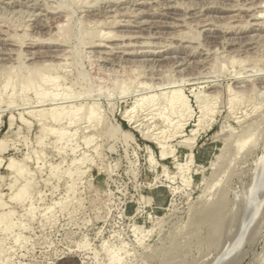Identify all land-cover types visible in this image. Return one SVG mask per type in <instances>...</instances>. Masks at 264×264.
<instances>
[{"label": "rangeland", "instance_id": "rangeland-1", "mask_svg": "<svg viewBox=\"0 0 264 264\" xmlns=\"http://www.w3.org/2000/svg\"><path fill=\"white\" fill-rule=\"evenodd\" d=\"M174 1L0 0V264H264V0Z\"/></svg>", "mask_w": 264, "mask_h": 264}, {"label": "bare ground", "instance_id": "bare-ground-1", "mask_svg": "<svg viewBox=\"0 0 264 264\" xmlns=\"http://www.w3.org/2000/svg\"><path fill=\"white\" fill-rule=\"evenodd\" d=\"M36 2V1H35ZM129 2V1H128ZM141 2V1H140ZM174 2H176V0L174 1ZM178 2V1H177ZM180 2V1H179ZM190 2V1H189ZM192 2V1H191ZM18 3V2H17ZM144 3V2H143ZM183 3V2H182ZM181 3V4H182ZM185 3V2H184ZM193 3V2H192ZM33 4V3H32ZM127 4V3H126ZM160 4V3H159ZM168 5V4H167ZM166 5V6H167ZM176 5V4H175ZM35 6V5H34ZM49 6V5H48ZM47 6V7H48ZM52 6V5H51ZM55 6V5H54ZM107 6V5H106ZM137 6V5H136ZM194 6V5H193ZM196 6V5H195ZM134 7V6H133ZM189 7V6H188ZM49 8V7H48ZM125 8H127V7H125ZM52 9V8H51ZM61 8H59V10H60ZM107 9V8H106ZM113 9V8H112ZM131 9V8H130ZM54 10V9H53ZM104 10V9H103ZM234 10V9H233ZM27 11H29V10H27ZM44 11H46V10H44ZM49 11V10H48ZM115 11V10H114ZM136 11V10H135ZM51 12V11H50ZM95 12H96V10H95ZM127 12V11H126ZM149 12V11H148ZM158 12V11H157ZM160 12V11H159ZM114 13H117V12H114ZM121 13V12H120ZM163 13V12H162ZM259 13V12H258ZM27 14H29V12H27ZM61 14V13H60ZM128 14V13H127ZM130 14V13H129ZM255 14V13H254ZM45 15V14H44ZM47 15V14H46ZM65 15V14H64ZM111 15V14H110ZM112 15L114 16V14L112 13ZM151 15V14H150ZM257 15V17H262V15L261 14H256ZM255 15V16H256ZM104 16V15H103ZM117 16V15H116ZM166 16V15H165ZM56 17V16H55ZM61 17V16H60ZM66 17V16H65ZM111 17V16H110ZM175 17V16H174ZM37 18V17H36ZM49 18V17H48ZM52 18V17H51ZM59 18V17H58ZM98 18V17H97ZM101 18V17H100ZM47 19V18H46ZM45 19V20H46ZM104 19H106V18H104ZM117 19V18H116ZM121 19V18H120ZM177 19V18H176ZM53 20V19H52ZM64 20H67V19H64ZM115 20V19H114ZM118 20V19H117ZM124 20V19H123ZM38 21V20H37ZM36 21V22H37ZM103 21V20H102ZM113 21V20H112ZM28 22V21H27ZM43 22V21H42ZM51 22V21H50ZM98 22V21H97ZM96 22V23H97ZM106 22V21H105ZM109 22H110V20H109ZM140 22V21H139ZM146 22V21H145ZM39 23V22H38ZM60 23H62V22H60ZM99 23H100V21H99ZM104 23V22H103ZM112 23V22H111ZM134 23V22H133ZM172 23H174V22H172ZM171 23V24H172ZM176 23V22H175ZM25 24V23H24ZM44 24V23H43ZM108 24V23H107ZM112 24H114V23H112ZM116 24V23H115ZM140 24V23H139ZM212 24V23H211ZM27 25V24H26ZM33 25V24H32ZM53 25H55V24H53ZM59 25V24H58ZM101 25V24H100ZM119 25V24H118ZM168 25V24H167ZM175 25H177V24H175ZM108 26V25H107ZM27 27V26H26ZM57 27V26H56ZM63 27H64V25H63ZM63 27H62V29H63ZM141 28V27H140ZM212 28V27H211ZM214 28V27H213ZM56 29V28H55ZM57 29H60V28H57ZM108 30V29H107ZM106 30V31H107ZM101 31V30H100ZM103 31V30H102ZM109 31V30H108ZM1 32V31H0ZM5 32V31H4ZM103 32H105V30L103 31ZM112 32V31H111ZM117 32V31H116ZM5 34V33H4ZM99 34H101V33H99ZM108 34V33H107ZM106 34V35H107ZM137 34V33H136ZM179 34V33H178ZM12 35V34H11ZM14 36H15V34H13ZM21 35V34H20ZM31 35V34H30ZM103 35V34H102ZM105 35V36H106ZM109 35V37H111L109 40H115V38H114V36L113 35H111L110 36V34H108ZM126 35V34H125ZM128 35V34H127ZM130 35H132V34H130ZM138 35V34H137ZM7 36H10V35H7ZM23 36H25V35H23ZM151 36H152V34H151ZM26 37V36H25ZM34 37H36V36H34ZM51 37V36H50ZM100 37H101V35H100ZM108 37V38H109ZM119 37V36H118ZM118 37H116V38H118ZM126 37V36H125ZM17 38V37H16ZM15 38V39H16ZM21 38V36H19V39ZM31 38V37H30ZM102 38V37H101ZM161 38V37H160ZM10 39V38H9ZM18 39V38H17ZM36 39V38H35ZM44 39V38H43ZM55 39V38H54ZM57 39H60V38H57ZM119 39V38H118ZM27 40V39H26ZM48 40H50V39H48ZM101 40V39H100ZM165 40V39H164ZM14 41V40H13ZM43 41H46V40H43ZM8 42V41H7ZM19 42V41H18ZM21 43H22V41H20ZM41 43H42V41H40ZM104 42V41H103ZM124 42V41H123ZM122 42V43H123ZM126 42V41H125ZM136 42V41H135ZM13 43V42H12ZM11 43V44H12ZM145 43V42H144ZM151 43V42H150ZM170 43V42H169ZM23 44V43H22ZM98 44H99V42H98ZM103 45H104V43H102ZM117 44V43H116ZM115 44V45H116ZM119 44V43H118ZM126 44V43H125ZM136 44V43H135ZM159 44V43H158ZM64 45V44H63ZM103 45H102V47H103ZM111 45V44H110ZM127 45V44H126ZM140 45V44H139ZM163 45V44H162ZM165 45H166V43H165ZM23 46V45H22ZM62 46V45H61ZM94 46V45H93ZM100 46V45H99ZM105 46V45H104ZM146 46V45H145ZM156 46H157V44H156ZM160 46V45H159ZM107 47V48H106ZM111 46H107V44H106V46H105V48L106 49H109ZM151 49V48H150ZM150 49H148V50H150ZM118 50V49H117ZM116 50V51H117ZM144 50V49H143ZM12 51V50H11ZM17 51V50H16ZM19 51V50H18ZM30 51V50H29ZM101 51V50H100ZM104 51V50H103ZM102 51V52H103ZM106 51V50H105ZM21 52V51H20ZM33 52H35V51H33ZM111 52V51H110ZM107 53V52H106ZM129 53V52H128ZM17 54V53H16ZM36 54V53H35ZM43 55V54H42ZM50 55V54H49ZM99 55V54H98ZM121 55V54H120ZM22 56V55H21ZM26 56V55H25ZM56 56H57V54H56ZM59 56V55H58ZM107 56V55H106ZM119 56V55H118ZM163 56V55H162ZM102 58V57H101ZM100 58V59H101ZM109 58V57H108ZM3 59V58H2ZM9 59H10V57H9ZM181 60V59H180ZM109 61V60H108ZM120 61V60H119ZM152 61V60H151ZM174 61V60H173ZM2 62V61H1ZM155 63V62H154ZM158 63V62H157ZM180 64V63H179ZM36 65V64H35ZM43 65H45V64H43ZM49 65H51V64H48L47 66H49ZM184 65V64H183ZM30 66V65H29ZM34 66V65H33ZM37 66H40L39 64L37 65ZM42 66V65H41ZM12 67V66H11ZM10 68V67H9ZM36 68V67H35ZM29 69V68H28ZM30 69H33V68H30ZM30 69H29V72H30ZM35 69H33L32 71H34ZM31 71V72H32ZM45 81V80H44ZM53 81H55L54 79H53ZM55 83V82H54ZM54 83H52V84H54ZM176 92V91H175ZM179 92V91H178ZM45 93V92H44ZM43 93V94H44ZM42 93H41V95H43ZM49 94V93H48ZM52 94V93H51ZM50 95V94H49ZM56 96H53V98H55L56 97V99H57V95H58V93H56L55 94ZM175 95H177V94H175ZM182 94L180 93V96H179V93H178V100H182V102L183 101H185V97L182 95ZM48 96V95H47ZM52 96V95H51ZM43 97H45V95H43ZM39 98H40V96H39ZM52 98V99H53ZM59 98V97H58ZM51 99V98H50ZM51 99V100H52ZM40 100V99H39ZM49 100V99H48ZM59 100V99H58ZM43 101V100H42ZM54 102V101H53ZM57 105V104H56ZM51 106V105H50ZM49 107V106H48ZM53 107V106H52ZM50 108V107H49ZM51 109V108H50ZM53 109V110H52ZM51 109V111L49 112V114H47V115H49V117L48 118H50V120H53V121H55L54 123H57L58 121H59V119H61L60 118V112H59V110L57 111L56 109L54 110V108H52ZM62 109H60V111H61ZM44 111V110H43ZM42 110H41V112H43ZM31 112V111H30ZM37 114V113H36ZM39 115H40V113H39ZM41 115H43V113L41 114ZM125 117H126V115H124ZM128 117V116H127ZM10 119V118H9ZM22 120H24V119H22ZM10 121H12V119L10 120ZM57 121V122H56ZM61 122V121H60ZM128 122H130V119L128 120ZM59 123V122H58ZM57 123V124H58ZM117 128L119 129V128H121V126L119 125V124H117ZM53 130V129H52ZM52 130L50 129L49 131H51L52 132ZM130 135H132L131 134V132H129V131H127ZM54 133V132H53ZM55 133H56V131H55ZM58 133V132H57ZM3 143H4V140L3 139H0V150L2 149V145H3ZM8 163H6V165H7V167H13V166H15V167H17L16 165H15V160H12V159H9L8 161H7ZM18 165V164H17ZM22 169V168H21ZM17 170H20V169H18L17 168ZM18 173H19V171H17ZM21 172L22 173H24L22 170H21ZM23 176V175H22ZM16 192H18L17 191V188H16ZM256 214V213H255ZM255 214H254V216H255ZM3 220H2V222L4 221V220H6V218L4 217V218H2ZM216 227H217V225H216ZM220 226H218V228H219ZM217 228V229H218ZM240 238H242V237H240ZM239 241H240V239H238Z\"/></svg>", "mask_w": 264, "mask_h": 264}]
</instances>
